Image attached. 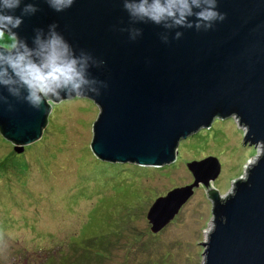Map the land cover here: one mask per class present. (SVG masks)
Wrapping results in <instances>:
<instances>
[{"label": "water", "instance_id": "95a60500", "mask_svg": "<svg viewBox=\"0 0 264 264\" xmlns=\"http://www.w3.org/2000/svg\"><path fill=\"white\" fill-rule=\"evenodd\" d=\"M140 3L19 0V7L6 8L0 0V14L22 20L7 25L14 48H6L10 34L0 38V135L21 152L40 137L51 103L85 97L98 108L89 143L97 158L160 165L173 160L180 139L214 117L234 116L244 126L243 142L260 150L226 195L206 191L213 217L206 240L198 242L202 264H264V0H146L145 7L159 3L172 12L158 21L126 7ZM208 11L216 17H200ZM53 34L77 75L41 92L24 84L8 61L23 54L42 63ZM202 166L209 168L203 176ZM187 167L193 181L149 206L150 230L219 171L211 156Z\"/></svg>", "mask_w": 264, "mask_h": 264}, {"label": "rangeland", "instance_id": "374dc122", "mask_svg": "<svg viewBox=\"0 0 264 264\" xmlns=\"http://www.w3.org/2000/svg\"><path fill=\"white\" fill-rule=\"evenodd\" d=\"M97 112L85 97L51 103L40 137L19 152L21 177L0 176V264H202L198 242L213 217L206 191L226 195L260 145L243 142L234 116L214 117L179 140L169 163L110 162L89 148ZM10 149L0 139V157ZM207 156L217 160V175L193 186L173 216L150 230L154 199L191 183L187 162Z\"/></svg>", "mask_w": 264, "mask_h": 264}, {"label": "clouds", "instance_id": "9594fccd", "mask_svg": "<svg viewBox=\"0 0 264 264\" xmlns=\"http://www.w3.org/2000/svg\"><path fill=\"white\" fill-rule=\"evenodd\" d=\"M62 0H57V3H61ZM146 0H141L140 5H126L134 14L147 15L153 20L158 21L159 17L165 12L168 15H172L169 8L161 6L159 3H155L150 7H145ZM71 3V0H68ZM186 6V5H185ZM4 7L16 8L19 7V0H4ZM30 7V6H29ZM59 10V9H57ZM203 19H212L216 17V13L208 11L206 13L199 14ZM223 17L221 16V19ZM0 20L6 21L5 25H0V38L4 37L6 32L10 34L13 43L6 46L8 50L15 47V34L11 33V29L7 28V25H11L12 28H16L22 23L20 17H12L10 15L0 14ZM65 48L59 37L53 34L51 40L46 45V52L43 57V62L37 64L28 59L23 54H18L15 59H9L8 65L12 69L13 73L19 77V79L29 88L38 89L41 92L50 91L53 86L59 87L61 83L67 84L73 81L77 75L72 62H65L64 60ZM76 87L77 85H73ZM34 98L35 94L33 93ZM38 99V98H37Z\"/></svg>", "mask_w": 264, "mask_h": 264}, {"label": "trees", "instance_id": "16d2710c", "mask_svg": "<svg viewBox=\"0 0 264 264\" xmlns=\"http://www.w3.org/2000/svg\"><path fill=\"white\" fill-rule=\"evenodd\" d=\"M0 139L3 140L4 138L0 135ZM4 141L6 140L4 139ZM23 170L24 166L21 153L10 149L9 152L0 157V176H2L6 182H11L14 181V178L21 177Z\"/></svg>", "mask_w": 264, "mask_h": 264}]
</instances>
